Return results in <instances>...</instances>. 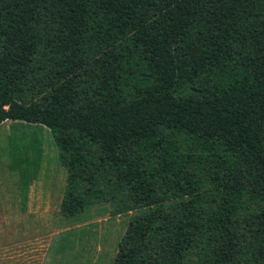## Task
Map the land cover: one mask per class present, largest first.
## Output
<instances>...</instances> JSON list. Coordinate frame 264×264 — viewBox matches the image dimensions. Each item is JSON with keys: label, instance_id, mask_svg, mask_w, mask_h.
Returning a JSON list of instances; mask_svg holds the SVG:
<instances>
[{"label": "trees", "instance_id": "1", "mask_svg": "<svg viewBox=\"0 0 264 264\" xmlns=\"http://www.w3.org/2000/svg\"><path fill=\"white\" fill-rule=\"evenodd\" d=\"M6 121L51 130L64 219L139 212L113 264H264V0H0Z\"/></svg>", "mask_w": 264, "mask_h": 264}, {"label": "rangeland", "instance_id": "2", "mask_svg": "<svg viewBox=\"0 0 264 264\" xmlns=\"http://www.w3.org/2000/svg\"><path fill=\"white\" fill-rule=\"evenodd\" d=\"M14 123L0 127V169L9 161L20 180L24 172L25 180L35 183L27 190L32 197L22 204L5 193L6 180H0V264H38V259L51 260V264H113L118 246L139 212L115 214L104 203L79 219H64L60 210L67 171L51 130Z\"/></svg>", "mask_w": 264, "mask_h": 264}, {"label": "crops", "instance_id": "3", "mask_svg": "<svg viewBox=\"0 0 264 264\" xmlns=\"http://www.w3.org/2000/svg\"><path fill=\"white\" fill-rule=\"evenodd\" d=\"M5 124L12 125L15 123L11 122V121H7V122L1 124L0 127H2V125H5ZM0 180H6L5 183L7 185V188H5V193L12 194L14 202H21L23 204V201L25 199L23 197V193L19 189V180H20L19 172H16L11 168V164L9 163V161L6 162L5 169L4 168L0 169ZM34 183H35V181H34ZM33 184H32V186H33ZM16 187H18V190H16ZM31 187H30V189H31ZM31 194H32V191L29 190V194L27 197L31 198L32 197ZM37 261H38V264H51V260L49 261L47 259H38Z\"/></svg>", "mask_w": 264, "mask_h": 264}]
</instances>
